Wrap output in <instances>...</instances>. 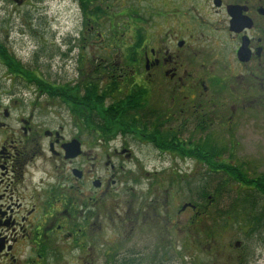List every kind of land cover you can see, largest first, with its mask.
<instances>
[{
  "label": "flooded vegetation",
  "instance_id": "1",
  "mask_svg": "<svg viewBox=\"0 0 264 264\" xmlns=\"http://www.w3.org/2000/svg\"><path fill=\"white\" fill-rule=\"evenodd\" d=\"M74 1L79 31L60 54L77 50L74 81L50 82L23 62L27 72L10 70L0 56L13 85L18 79L32 84L30 95L0 85V264H66L68 238L72 261L91 264L99 252L93 240L103 229L99 217L134 232L142 230V221L161 226L163 205L155 197L146 205L151 208L144 206L129 220L119 213L110 217L114 204L105 197H113L111 186L134 170L111 164V177H102L89 167L86 153L66 158L63 145L78 138L65 139L51 109L67 108L78 128L93 124L101 151L121 141L114 153L129 160L145 147L193 153L199 142L216 151L208 153L234 152L235 125L253 132L264 125V0ZM44 140L50 153L38 152ZM38 160L43 173L35 183ZM142 169L137 167L141 175ZM185 178L190 173L180 180ZM188 208L193 219L191 202L179 212ZM165 225L172 229L171 220ZM119 247L115 242L103 252L107 264L119 262Z\"/></svg>",
  "mask_w": 264,
  "mask_h": 264
},
{
  "label": "rangeland",
  "instance_id": "2",
  "mask_svg": "<svg viewBox=\"0 0 264 264\" xmlns=\"http://www.w3.org/2000/svg\"><path fill=\"white\" fill-rule=\"evenodd\" d=\"M78 21L79 10L74 0H0V45L6 46L9 53L27 64V67L39 68L50 82L61 84L68 80L74 81L72 78L78 76L75 56L77 50L71 55L67 54V57L60 54L63 43H71L70 40L79 31ZM36 51H39L38 54H35ZM85 54H89V51ZM14 82L15 79L9 78L6 67L0 64V85L19 87L26 95H30L28 88L32 84H26L19 79L16 85H13ZM32 96L34 95L31 94ZM53 111L60 121L55 119ZM50 117L56 121L57 128H63L61 132L66 140L72 137L80 139L83 152L87 154L89 167L93 169L94 166L96 175L103 177L108 173L111 177V164L123 165L126 169L131 167L134 170L131 174L124 175L121 169L119 173L124 175L125 180L111 184L114 195L105 197L114 204L110 217H116L119 213L124 214L122 220H129L154 197L163 205L160 211L163 218H160L161 226L158 228H151L150 224L142 221V230L137 228L134 232L126 229V226L113 224L112 220L103 221L99 217L97 226L103 225V229L93 241L100 253L93 254L94 261L91 264H107V255L103 252L115 242L120 246L117 252L114 250L119 260L116 264L130 255L144 264H264V241L248 238L235 221L230 220L226 224L221 218H217L215 204L208 208L205 218L192 219L193 210L190 208L179 212L185 203L198 201L197 189L203 181L198 175L204 167L191 155L178 152L160 153L159 148L145 147L143 152L139 150L134 153V158L129 160L120 153H114V147L119 148L121 141L110 142V145L106 144L101 151L99 145H103L102 141L93 139L92 136L91 126L94 125L76 127L71 112L64 106L57 110L51 109ZM235 130V146L232 148L234 152L226 150L225 157L229 156L236 164L245 165L244 169L249 177H262L264 125L260 124L255 132L251 131V127L242 125H235ZM44 143L42 150L38 152L50 153L47 140H44ZM107 162L109 165H106ZM40 165L41 160H38L37 167L33 169L35 183L42 178L43 172L38 168ZM43 165L46 171H52L49 163ZM136 166L145 168L141 170L142 175ZM69 168L68 164L66 170ZM177 171L179 177L175 175ZM187 173L191 175L189 184L186 183V178L180 180V177ZM171 176L174 177L173 181ZM113 178L116 179V176ZM149 187L153 188L148 189ZM228 194L232 193H225L220 199L219 210L228 207ZM165 202H170L171 206L165 207ZM148 207L151 208L150 204ZM142 215L141 212L140 216ZM165 219L172 221V229L165 227ZM202 219L203 222L200 221ZM125 222L129 225V221ZM72 241L73 239L68 238L64 243L67 248L66 264H75L72 259L76 256L69 249ZM68 250L70 253L67 254ZM88 258L90 259L89 256ZM86 262L90 260L84 263L82 261V264Z\"/></svg>",
  "mask_w": 264,
  "mask_h": 264
},
{
  "label": "trees",
  "instance_id": "3",
  "mask_svg": "<svg viewBox=\"0 0 264 264\" xmlns=\"http://www.w3.org/2000/svg\"><path fill=\"white\" fill-rule=\"evenodd\" d=\"M1 55H3L10 70L17 69L22 72H27L21 61L10 55L5 49L3 52L0 50V56ZM70 92L71 91H68L67 93ZM75 111L76 110L73 109L74 113ZM85 124L87 123H83V126ZM91 127L94 128L95 126ZM162 144L165 145L167 143L162 142ZM178 150L180 151L181 148ZM208 151L206 144L199 142L195 144L193 153H184V155H191L192 158L202 163L204 167L198 175L200 177L197 176L203 180L201 186L197 189L199 199L196 203L194 200L190 201L196 208L194 210V220L197 218H205L208 208L215 204V214L217 218H221L226 224L229 223L230 220L235 221L236 224H239L242 227V231L246 233L248 238L257 239L258 241L263 242L264 178L262 177H264V174L262 177H260V175L258 178H251L244 169L245 165L228 164L229 158H222L225 156V153H208ZM209 152L216 151L210 149ZM184 155L182 154V156ZM207 164L209 165V168L206 167ZM175 175L176 177H179L178 174ZM173 179L174 177L172 178L171 176V181H173ZM186 180V183L189 184L191 178H186ZM230 192L232 194H228L230 195L228 207L219 210L220 199L225 193ZM200 221L203 222V219ZM197 230H199V227ZM210 236L214 237L212 234H210ZM115 255L116 254H114V256ZM121 264H139V262L134 259V257L130 256L127 260L125 258Z\"/></svg>",
  "mask_w": 264,
  "mask_h": 264
},
{
  "label": "water",
  "instance_id": "4",
  "mask_svg": "<svg viewBox=\"0 0 264 264\" xmlns=\"http://www.w3.org/2000/svg\"><path fill=\"white\" fill-rule=\"evenodd\" d=\"M63 148L66 153V158H75L78 155H80L82 151V144L78 139H73L66 144L63 145ZM75 175H80V172H77L76 170L74 171ZM98 186L99 184L96 182L95 184Z\"/></svg>",
  "mask_w": 264,
  "mask_h": 264
}]
</instances>
